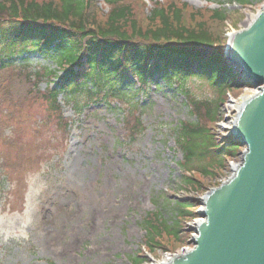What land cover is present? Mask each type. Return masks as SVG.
<instances>
[{"label": "rangeland", "instance_id": "obj_1", "mask_svg": "<svg viewBox=\"0 0 264 264\" xmlns=\"http://www.w3.org/2000/svg\"><path fill=\"white\" fill-rule=\"evenodd\" d=\"M186 1L200 9L222 5L226 20L208 26L226 41L231 33L244 29L264 4V0ZM152 3L144 5L146 13ZM16 57L18 62L27 58L31 71L40 75L42 66L58 70L59 77L63 74L35 51ZM58 76L52 80L42 74L38 89L55 87ZM206 81L194 76L182 83L200 100L215 95ZM136 87L126 88L131 93L129 104L137 103L127 104L130 109L117 99H89L84 91L59 93L60 112L39 95L21 106L2 104L0 131L22 141L25 155H19L14 142L9 147L0 141V264H132L130 256L139 254L145 257L141 264H159L170 252L191 250L194 232L190 227L202 218V205L194 209V218L181 224L180 241L172 243L169 236V253L144 248L146 212H160L162 219L170 221L173 212L167 199L201 198L231 173L245 146L238 144L239 150L220 177L204 180L207 191L198 195L182 191L181 154L174 145L173 129L179 121L193 119L188 115L189 104L174 85L157 81L143 91H135ZM256 91L247 83L224 94L213 136L227 139L226 127L240 101ZM126 115L138 118L136 132L126 125Z\"/></svg>", "mask_w": 264, "mask_h": 264}, {"label": "trees", "instance_id": "obj_2", "mask_svg": "<svg viewBox=\"0 0 264 264\" xmlns=\"http://www.w3.org/2000/svg\"><path fill=\"white\" fill-rule=\"evenodd\" d=\"M99 2L0 0V111L4 102L21 106L39 95L60 112L58 94L79 91L86 92L89 99L100 96L105 101L117 99L134 106L137 103L129 104L131 93L126 90L131 84L139 85L135 91L144 90L148 83L157 85V81L174 84L189 104L188 115L193 116L179 121L173 129L182 159L178 165L181 170L193 171L188 176L181 174L179 188L197 195L207 191L205 181L217 178L240 148L231 139L218 140L212 132L224 94L246 85L223 59L226 39L208 26L213 21L224 23L227 15L221 9H199L177 0H155L147 13L140 0H104L106 11L98 6ZM30 51L53 62L62 76L45 66L40 75L31 71L27 58L16 60L19 54ZM42 74L52 80L58 76L56 86L40 91ZM194 76L206 78L215 95L194 98L182 83ZM128 116L125 123L136 132L139 120ZM63 122L66 124V120ZM0 141L9 147L14 142L19 146V155H25L23 142L13 141L12 133L7 135L1 130ZM167 203H171L173 219L166 221L160 212H148L142 223L149 252H168L169 241H180L181 224L195 217L194 209L201 202L189 196L167 199ZM130 259L132 264L145 262L141 254Z\"/></svg>", "mask_w": 264, "mask_h": 264}, {"label": "water", "instance_id": "obj_3", "mask_svg": "<svg viewBox=\"0 0 264 264\" xmlns=\"http://www.w3.org/2000/svg\"><path fill=\"white\" fill-rule=\"evenodd\" d=\"M224 48L227 65L258 90L242 103L228 134L245 146L242 163L201 197L205 220L190 227L191 250L161 264H264V4Z\"/></svg>", "mask_w": 264, "mask_h": 264}, {"label": "bare ground", "instance_id": "obj_4", "mask_svg": "<svg viewBox=\"0 0 264 264\" xmlns=\"http://www.w3.org/2000/svg\"><path fill=\"white\" fill-rule=\"evenodd\" d=\"M196 1V0H195ZM189 3H191V2H189ZM254 17L255 16H251V17H249V20H248V23H250V22H252V20L254 19ZM232 34V33H231ZM230 34V35H231ZM244 81V80H243ZM244 83H246L247 84V82L246 81H244ZM256 90H257V88H255ZM256 92H258V90L256 91ZM257 94V93H256ZM242 101H240V103H239V106H237V110L235 111V115L233 116V118L229 121V126L228 127H226V129H227V136H226V138L227 139H231L232 141H234L232 138H230V137H228L229 135V132H230V128H232L233 127V125H234V122H235V119H236V117H237V115L239 114L238 112H239V109L242 107ZM225 126L223 125V128H224ZM226 132V131H225ZM235 142V141H234ZM238 143V142H237ZM239 144V143H238ZM242 152V151H241ZM240 156H241V159H240V161L238 162V163H236V164H232V166H231V173L226 177V178H221V183L222 182H226L227 180H228V178H230L231 176H232V174H234L233 172L236 170V168H238L240 165H241V163H242V154H240ZM221 175V174H220ZM220 175L219 176H217V177H220ZM203 220H205V217L203 218H201L200 220L198 219V220H196V222H201V221H203ZM196 224V223H195ZM197 225V224H196ZM189 251V250H188ZM167 261V259L164 261V262H166ZM162 262H159V264H161Z\"/></svg>", "mask_w": 264, "mask_h": 264}]
</instances>
